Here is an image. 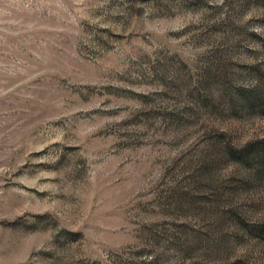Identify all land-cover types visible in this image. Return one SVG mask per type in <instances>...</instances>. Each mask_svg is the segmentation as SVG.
<instances>
[{"label":"rangeland","instance_id":"374dc122","mask_svg":"<svg viewBox=\"0 0 264 264\" xmlns=\"http://www.w3.org/2000/svg\"><path fill=\"white\" fill-rule=\"evenodd\" d=\"M0 264H264V0H0Z\"/></svg>","mask_w":264,"mask_h":264}]
</instances>
